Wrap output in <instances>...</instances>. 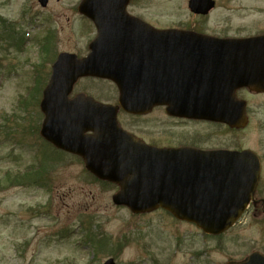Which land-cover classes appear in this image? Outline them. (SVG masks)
I'll return each mask as SVG.
<instances>
[{
	"label": "rangeland",
	"instance_id": "1",
	"mask_svg": "<svg viewBox=\"0 0 264 264\" xmlns=\"http://www.w3.org/2000/svg\"><path fill=\"white\" fill-rule=\"evenodd\" d=\"M80 1L48 0L41 8L37 0H0V264H101L111 256L117 264H225L253 251L264 253L261 211H247L218 238L176 222L163 210L134 216L112 204L115 189L94 181L80 161L63 154L55 158L40 142L35 129L42 116L28 94L42 62L39 47L50 37L49 58L60 52L85 55L95 30L77 13ZM214 1L215 9L201 18L189 13L188 0H132L129 12L157 28L193 29L210 36L264 32V0ZM11 29L16 30L12 43ZM49 58L40 71L42 78L49 77ZM78 93L105 103L116 99L114 86L104 80L81 79L72 96ZM238 96L246 100L249 116L248 126L239 132L221 131L213 124L176 125L165 120L161 108L144 117L120 114V122L148 142L163 143L168 127L170 142H194L196 133L201 147L251 149L264 162V94L239 91ZM37 158L54 165L45 169L46 188L6 187L7 174L13 178L36 167ZM50 159L59 160L49 163ZM262 178L259 190L264 197ZM88 239L95 242L88 244Z\"/></svg>",
	"mask_w": 264,
	"mask_h": 264
},
{
	"label": "water",
	"instance_id": "2",
	"mask_svg": "<svg viewBox=\"0 0 264 264\" xmlns=\"http://www.w3.org/2000/svg\"><path fill=\"white\" fill-rule=\"evenodd\" d=\"M38 1L46 6L47 0ZM127 3L83 0L78 6L93 22L97 37L87 57L62 53L52 65L40 101V136L79 156L95 178L116 185L114 205L133 214L160 208L204 234L220 235L253 197L260 171L254 153L148 147L119 128L117 107L84 95L73 100L67 96L79 78L108 79L116 85L126 113L143 114L166 105L171 116L241 128L246 124L245 103L236 99L235 91L248 87L264 92V36L216 39L160 31L129 17ZM213 6L211 0L188 3L190 11L203 15ZM227 264H264V256L253 253Z\"/></svg>",
	"mask_w": 264,
	"mask_h": 264
},
{
	"label": "flooded vegetation",
	"instance_id": "3",
	"mask_svg": "<svg viewBox=\"0 0 264 264\" xmlns=\"http://www.w3.org/2000/svg\"><path fill=\"white\" fill-rule=\"evenodd\" d=\"M114 104V103H112ZM157 108L153 109L148 115L152 114L154 110H156ZM162 113L165 115V120H168L169 121L171 120L173 123H175L176 125L177 124H181V125H184V124H196V125H206L208 126L209 124H213V126L215 127H218L221 131L223 130H226V132H229L231 133L232 131H234L233 129H230L228 128L227 126L223 125V124H216V123H211V122H207V121H204V120H188V119H178V118H172V117H169L168 115H166V112H165V108H161ZM130 117V116H129ZM144 117V116H143ZM118 118H119V115H118ZM132 118V117H131ZM133 118H137V117H133ZM183 123V124H182ZM169 123H164L163 125L164 126H167ZM126 129V128H125ZM128 130V129H126ZM130 133L134 134L136 137L140 138L145 144L149 145V146H154V147H158V148H179V147H194V148H198V149H201V150H221V149H224V150H242L243 148H229L227 147V145H224L223 147L221 146H212V147H201L199 145V143L201 142H197L198 140L195 138V135L196 133H194L192 135V140L194 142H189V141H181V142H170L168 139L170 138V130L168 129V127L164 128V131L166 134H163L164 137H163V143H160V144H157V141H147L143 136L131 131V130H128ZM238 132L239 131H243V130H237ZM236 131V132H237ZM166 139V140H165ZM204 138L202 137L201 140H203ZM181 139H177V141H180ZM260 179L263 177V173H264V162L262 161V159L260 158ZM263 179V178H262ZM254 211V213L256 212H259L261 211L262 213H264V197L262 196V194L260 193V190L257 189L256 191V194L254 196V200L251 202V204L249 205L247 211ZM197 253L195 252L194 253V256L196 259H197ZM150 264H153V263H150Z\"/></svg>",
	"mask_w": 264,
	"mask_h": 264
},
{
	"label": "trees",
	"instance_id": "4",
	"mask_svg": "<svg viewBox=\"0 0 264 264\" xmlns=\"http://www.w3.org/2000/svg\"><path fill=\"white\" fill-rule=\"evenodd\" d=\"M41 56H42V62L38 65L37 69H36V73L34 76V88L29 89L30 92L28 93L30 98L32 100H34V106H38V102L41 96V91L43 88L44 83V78H42V76L40 75V71L43 69L44 63L45 61H47L48 57L50 56L49 52V48L47 47V45L43 46L41 48ZM41 76V77H40ZM34 94L36 95V98H34ZM47 165L43 163H38L35 166H30L28 167L26 172L23 173H19L11 178L10 175L7 174V184L6 187H12V186H20V185H24L26 187H31V186H37V187H45L46 185V175L47 173H45V169H46ZM45 177V178H43ZM1 187H5L4 185H1ZM102 241V240H100ZM103 242V241H102Z\"/></svg>",
	"mask_w": 264,
	"mask_h": 264
}]
</instances>
